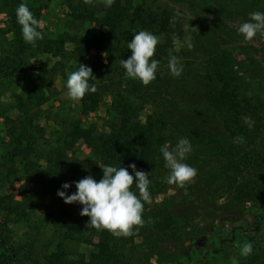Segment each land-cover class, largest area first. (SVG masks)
Here are the masks:
<instances>
[{
  "label": "rangeland",
  "instance_id": "374dc122",
  "mask_svg": "<svg viewBox=\"0 0 264 264\" xmlns=\"http://www.w3.org/2000/svg\"><path fill=\"white\" fill-rule=\"evenodd\" d=\"M92 1L97 5L102 0ZM153 1L156 5L175 9L180 34L171 35L172 51L179 53L194 39L196 17L185 6L164 0H150V3ZM247 2H253L251 5L257 2L258 6H253V10H259L264 4V0ZM66 3L67 0H39L33 4L43 9L38 28L43 39L55 40L67 29L71 35L87 39L99 35L100 29L95 24H70ZM125 4V0H121V9ZM251 12L248 11V16ZM8 21L9 15L0 3V199L13 195L16 202L23 201L24 186L31 190L41 189V193L35 198L28 216L24 213L20 218L15 214L6 222L3 220L0 233L16 248L15 264H42L44 255L57 251L62 241L69 258L88 257L97 242V238L91 236L93 228L86 227L89 218L78 214L70 228L73 233L62 240L64 234L56 230V204L49 196L45 179L43 181L40 176L49 165L53 152L63 143L65 132L72 131L74 125L95 128L98 134L110 133L118 127L120 117L110 110V96L94 109H88L81 100L72 102L66 97L67 76L80 65L73 56L72 42L53 51L37 43L23 45L24 40L22 44L19 42ZM241 22L242 17L238 15L229 21L236 32H225L223 43L227 82L235 87L240 100L244 92L242 78L247 75L239 64L258 59L264 66V36L258 35L251 42H244L237 31ZM157 37L159 42L167 41L165 37ZM98 55L99 52L93 49L81 63L92 67ZM7 62L11 63L13 74L5 73ZM234 78L237 79L231 81ZM251 78L247 77V80ZM255 80L264 85V73ZM248 96L251 105L257 107L251 91ZM151 112V107L142 110V119ZM223 115L240 121L245 117L241 109L232 108ZM24 127L35 140L32 156L26 163L15 155V140ZM254 128H264V120H256ZM257 142L249 162L256 178L263 183L264 144L261 138ZM159 149L153 147L149 154L145 172L150 173V202L144 204L142 225L132 229L137 236L133 240L124 236L128 241L121 251L123 261L125 259L129 264H233V261L236 264H264V184L254 187L250 195L247 191L251 188L241 186L250 178L251 170L243 164L244 153L236 156L240 174L234 181L230 167L234 160L229 154H217L210 148H206L203 157L192 152L188 159L194 160L191 166L197 169V176L184 188H179L165 182L169 169L163 164V157L158 156ZM65 150L72 166V182L86 177L87 166L95 161L90 147L84 141H78L66 145ZM188 159L185 162L189 164ZM118 238L122 240L123 236ZM245 242H250L253 247L252 254L247 257L240 255Z\"/></svg>",
  "mask_w": 264,
  "mask_h": 264
},
{
  "label": "trees",
  "instance_id": "16d2710c",
  "mask_svg": "<svg viewBox=\"0 0 264 264\" xmlns=\"http://www.w3.org/2000/svg\"><path fill=\"white\" fill-rule=\"evenodd\" d=\"M37 1L39 0H0L9 15V28L21 44L23 42L21 26L16 22L15 9L24 2L34 17L40 21L43 9L33 5ZM164 1L185 6L196 17V31L190 43L191 47H188V43L179 53L172 51L174 43L171 35L180 34L177 29L179 23L174 15L175 9L156 5L154 1L150 3V0H125L123 9L121 0H102L97 5H94L92 0H67L69 23L95 24L100 29L99 35L87 39L71 35L67 29L55 40L48 38L35 42L38 46L49 48L50 51L63 47L68 41L72 42L73 56L79 63L83 62L93 49L97 50L98 58L91 67L94 76L89 80L90 84H95L96 91L87 93L81 102L88 109H94L110 96V110L120 117L118 127L110 133L98 134L95 133V128L74 125L72 131L65 132L63 143L59 144L50 157L49 165L41 172L40 177L43 181L45 179L49 196L56 204V230L64 234L62 240L73 233L70 228L82 206L66 204L57 196V191L63 190L61 186L64 183L72 185L68 194L76 191L75 183L72 182V166L68 162L65 150L66 145L84 141L90 147L95 161L89 163L87 173L99 180L102 178L99 166L127 167L134 163L138 170L145 171L153 147L157 150V147L159 149L166 142L173 147L180 138L187 137L192 145V151L188 155L194 152L196 156L203 157L206 148H210L213 150L211 152L217 154L224 152L233 157L234 162L231 161L230 167L235 181L240 174L238 172L240 166L237 164L239 160L236 156L243 152L245 158L243 164L251 169L253 166L249 160L252 158L254 147L259 144L257 139L261 138L264 144V128L261 130L254 128L256 120H264V85L261 81L256 83L255 80L263 76V61L251 59L249 63L239 64L247 75L242 78L244 92L243 99L240 100L235 87L227 82L228 72L223 54L225 32H236L230 27L229 21L238 15L244 22L249 19L248 11L264 12V4L259 10H253V6H258L257 2L251 5L253 2L247 0ZM258 1L260 3L261 0ZM141 30L150 31L155 36H162L167 40L163 43L158 42L153 58L160 63L156 79L148 86H144L138 80L125 78V70L120 64L122 59H127L131 55L127 47L128 42ZM196 52L201 56L198 57ZM207 53L209 55L205 57ZM170 55L177 56L183 66V72L179 77L170 74L168 68ZM6 68L5 73L13 74L11 63L7 62ZM247 77L252 78L247 80ZM249 91L253 94L257 107L251 105L248 99ZM148 107L152 108V112L143 120L142 110ZM231 108L241 109L244 116L251 118L253 126L250 128L238 118L225 117L223 113ZM257 131L260 132L257 134ZM237 137H243L244 142L237 141ZM15 141L16 157L25 163L28 162L35 142L33 135L24 127ZM157 154L162 156L160 151ZM188 160L190 165L194 164L193 159ZM163 162L165 164L164 159ZM128 170L132 174L131 169ZM249 177L241 186L251 188L247 191L250 195L254 187L261 186L264 182L261 183L259 178H256L252 169L249 171ZM24 188L25 199L21 202H16L13 195L0 199V223L3 220L6 222L15 214H19L20 218L24 213L26 216L29 215V210L34 207L35 198L39 197L41 189L31 190L28 186ZM91 232V236L97 238V242L93 244L94 251L88 257L69 258L62 241L58 244L57 251L44 255L42 264H129L121 257V251L128 239L123 236L121 240L102 229L93 228ZM129 236V240H133L137 235L132 232ZM0 250V264H15L18 256L16 248L9 244L1 233Z\"/></svg>",
  "mask_w": 264,
  "mask_h": 264
},
{
  "label": "clouds",
  "instance_id": "9594fccd",
  "mask_svg": "<svg viewBox=\"0 0 264 264\" xmlns=\"http://www.w3.org/2000/svg\"><path fill=\"white\" fill-rule=\"evenodd\" d=\"M15 15L25 43L35 44L37 40L43 39L42 32L38 30L41 22L34 17L26 3L21 2L17 6ZM237 31L246 43L258 35L264 36V12L249 13V19L239 23ZM158 42V37L147 30L138 31L132 36L127 44L131 55L120 61L125 70V78L138 80L144 86L150 85L156 79L160 62L153 57ZM188 47H191L190 43ZM168 68L174 77H179L183 72V66L175 55H170ZM93 76L91 67L80 63L78 70L70 72L67 76L66 97L72 102H77L87 93H95V84L89 82ZM242 119L250 128L253 126L250 117L245 116ZM236 140L244 142L243 137H237ZM159 151L165 161V167L169 169L165 177L167 184L184 188L197 176V169L185 162L192 151L191 142L187 137L180 138L171 148L166 142ZM99 167L102 170V178L96 180L92 175H88L74 182L76 191L71 194H68V190L72 185L64 183L61 186L63 190H58L57 196L66 204L82 205L79 214L89 218L86 221L87 228L107 230L115 237L129 236L135 226L143 223L144 204L150 202V173L138 170L134 163L127 167L113 165ZM252 252L250 242H245L241 246V256L247 257ZM233 264L236 262L233 261Z\"/></svg>",
  "mask_w": 264,
  "mask_h": 264
}]
</instances>
